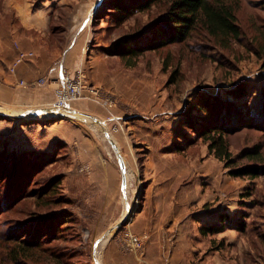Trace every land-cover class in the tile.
Listing matches in <instances>:
<instances>
[{"label":"rangeland","instance_id":"1","mask_svg":"<svg viewBox=\"0 0 264 264\" xmlns=\"http://www.w3.org/2000/svg\"><path fill=\"white\" fill-rule=\"evenodd\" d=\"M238 2L241 34L228 47L194 32L184 42L145 51L130 64L109 51L111 43L148 31L162 7L121 23L108 9L94 22L103 5L98 0L86 11L82 36L87 38L77 43V63L62 74L83 78L82 93L70 105L90 99L102 113L96 117L72 105L92 121L81 114L20 117L7 114L40 106L0 102L7 113L0 114V264H264V174L230 175L189 127L203 123L196 108L201 95L215 94L251 119V127L239 125L227 135L233 159L247 162L242 154L254 147L264 156V128L255 116L264 115V0ZM62 34L53 27L50 44ZM26 82L19 83L38 84ZM92 116L107 126L127 162L130 177L126 194L117 195L116 210V203L106 209L101 187L89 180L90 148L97 149L100 161L118 162L111 138L91 125ZM143 204L164 230L134 226ZM126 205L125 224L101 242ZM201 226L219 230L203 234Z\"/></svg>","mask_w":264,"mask_h":264},{"label":"crops","instance_id":"2","mask_svg":"<svg viewBox=\"0 0 264 264\" xmlns=\"http://www.w3.org/2000/svg\"><path fill=\"white\" fill-rule=\"evenodd\" d=\"M97 3L98 0H0L1 103L50 107L55 100L56 79L62 76L64 67L72 69L70 67L76 65L77 43L87 38V35L82 36L88 24L86 11L95 9ZM60 10L71 11L63 16L57 14ZM53 27L63 33L62 39L56 40L54 46L48 40ZM19 49L31 50L34 54L11 72L9 66ZM41 76L54 80L34 87H24L19 83L20 80L34 81ZM95 104L93 100L80 99L72 105H79L97 117L102 112ZM96 150L90 148L85 157L91 167L90 183L95 188L101 187L107 201V210L112 207V203L117 204L113 205V209H119L117 195L123 194L119 160L117 158V163H104L100 161ZM149 207L143 204L135 213L134 226L153 228L155 232L164 230L159 222H152L147 210Z\"/></svg>","mask_w":264,"mask_h":264},{"label":"trees","instance_id":"3","mask_svg":"<svg viewBox=\"0 0 264 264\" xmlns=\"http://www.w3.org/2000/svg\"><path fill=\"white\" fill-rule=\"evenodd\" d=\"M238 3V0H103L102 7L95 13L94 22L108 9L117 12L116 17L121 23L137 12L150 10L153 6L162 7V12L152 20L148 31L121 35L111 43L109 51L131 64L145 51L184 42L190 39L194 32L204 33L219 45L228 47L230 41L241 34L235 15ZM234 90L230 93L238 98L240 94ZM196 108L203 113V123L199 128L193 125L189 127L196 136L208 143V149L224 162L230 175L255 178L264 174V156L260 148L245 150L242 158H246L247 162L244 163L233 159L228 148L227 135L238 131L236 128L240 126L251 127L250 118L243 117L229 100L211 93H203L196 103ZM261 109L264 111V94ZM233 110H237L235 115ZM255 116L259 119V125L264 128V115ZM235 122L238 126L234 125ZM52 181L57 185L60 179L55 178ZM218 230L219 227L215 226L200 227L203 234ZM28 250L24 249L25 252ZM16 258L17 254L12 255L13 260L16 261Z\"/></svg>","mask_w":264,"mask_h":264},{"label":"built area","instance_id":"4","mask_svg":"<svg viewBox=\"0 0 264 264\" xmlns=\"http://www.w3.org/2000/svg\"><path fill=\"white\" fill-rule=\"evenodd\" d=\"M33 54L34 52L31 50L19 49L9 66V70L14 72L18 64L32 57ZM46 80V77L41 76L36 82L38 84H43ZM56 82L55 100L50 108L58 114L68 113L71 111L70 102L78 98L82 93L84 88L83 78L80 74L70 77L66 76V74H62L59 79H56ZM20 83L24 85L27 84V82L23 80H20Z\"/></svg>","mask_w":264,"mask_h":264},{"label":"water","instance_id":"5","mask_svg":"<svg viewBox=\"0 0 264 264\" xmlns=\"http://www.w3.org/2000/svg\"><path fill=\"white\" fill-rule=\"evenodd\" d=\"M50 112V113H49ZM0 114L1 115H5L7 113L3 112L0 110ZM25 114H30V115H33V116H38V115H46V116H60V117H63V116H72L71 115V112H68L66 114H58L56 113L55 111H53L50 107H42L40 109H27L26 111H22V112H19V113H9L7 115H13V116H24ZM92 119L96 122H99L98 119H96V117H93L92 116ZM109 142L111 143L112 145V148L119 160V163H120V167H121V178H122V184H123V193L125 195V187H126V184H127V177H126V165H125V162H124V159H123V156L119 150V147L117 146L116 142L113 140V139H110ZM127 206V205H126ZM127 213H125L124 215H122L120 217V219L114 223L113 225H111L108 230L105 232V234L100 238L103 239L104 237H108L112 232L118 230L121 226H123L126 222V219L128 218V213H129V206H127ZM95 259V262H97V258L94 257Z\"/></svg>","mask_w":264,"mask_h":264},{"label":"bare ground","instance_id":"6","mask_svg":"<svg viewBox=\"0 0 264 264\" xmlns=\"http://www.w3.org/2000/svg\"><path fill=\"white\" fill-rule=\"evenodd\" d=\"M52 106V105H51ZM50 106V107H51ZM36 109H40L39 107L38 108H36ZM70 112H71V115L72 116H75V117H79L80 116V114L81 115H83L82 113H76V112H74L73 111V109H71V107H70ZM20 112H22V111H20ZM50 113V112H49ZM63 114H66V113H63ZM41 115V114H40ZM79 115V116H78ZM85 115V114H84ZM83 115V116H84ZM85 118H87V120L88 121H92L91 120V118H89V117H86V116H84ZM79 119V118H78ZM90 119V120H89ZM102 121V120H101ZM100 120H99V122H97L96 124L94 123V120H93V124H91V125H93L94 126V128L96 129H99L100 131L103 129V131L105 132V134H108L107 136H108V138L110 137L111 139H113L114 140V137H113V134L109 131V129L107 128V126L106 125H104L103 124V122H101ZM92 123V122H91ZM115 142H117L116 140H114ZM125 162V161H124ZM127 162H125V165H126V177H127V180H129V177H130V174H129V171H128V168H127V164H126ZM129 183V182H128ZM126 192V191H125ZM126 194V193H125ZM125 213H127V209H125L124 210V212H123V215L125 214ZM107 237V236H106ZM109 238V237H108ZM101 242H105V237L101 240Z\"/></svg>","mask_w":264,"mask_h":264}]
</instances>
